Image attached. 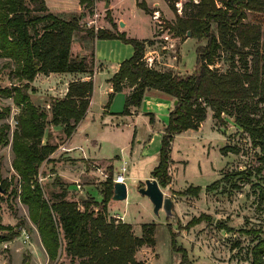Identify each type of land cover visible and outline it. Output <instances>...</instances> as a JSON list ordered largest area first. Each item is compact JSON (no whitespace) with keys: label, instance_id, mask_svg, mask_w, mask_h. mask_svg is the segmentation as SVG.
Instances as JSON below:
<instances>
[{"label":"trees","instance_id":"16d2710c","mask_svg":"<svg viewBox=\"0 0 264 264\" xmlns=\"http://www.w3.org/2000/svg\"><path fill=\"white\" fill-rule=\"evenodd\" d=\"M87 1L80 0L83 5ZM219 1L222 4L218 0H199L194 11L187 10L177 16L176 25L171 27L178 37L188 36L190 32L192 37L207 41L197 46L194 73L182 75L148 65L146 48L152 40L127 37L125 32L105 28L96 30L82 23L78 14L68 17L55 14L46 0H0V61L11 68L16 81L0 88V96L12 99L20 108L12 137L11 125L8 122L0 125V149L12 146V166L20 178L19 189L13 191L28 207L29 217L39 231L51 263L65 254L78 261L73 264H143L137 260L136 252L143 246L156 245V224H143V234L137 235L132 224L108 220V204L112 201L115 184L111 178L104 183L101 202L93 197L69 200L61 178H56L54 185L62 186V192H51V199L45 198L38 175L41 166L50 162V156L57 149V145L43 142L46 129L49 125H63L66 138L70 137L87 112L94 82H72L65 97H52L48 109L32 101L31 93L35 90L32 83L39 73L89 71L88 56H75L71 52L75 38L91 40V58L95 56L96 39H120L133 46V55L125 59L109 79L113 91L109 94L107 108L115 94L127 88L130 90L120 113L123 116L141 106L147 91L155 90L173 99L168 123L163 127L159 162L152 171L159 184L167 186L172 181L169 169L174 138L187 130L198 129L207 118L208 108L218 120L223 119L224 113L234 117L249 134L253 147L261 153L257 172L264 173V43L262 27L247 20L249 14L254 17L264 14V0ZM139 6L147 11L140 3ZM110 21L115 28L116 24ZM220 48L228 51L233 61L239 56L241 65L237 67L233 62L226 72L214 68ZM10 113L11 106L1 108L0 120L7 119ZM148 115L153 124L154 114ZM261 179L257 201L262 207L264 176ZM0 182L2 190L7 192L11 182L1 178ZM216 184L218 182L213 185ZM201 189L200 186L189 187L179 194L198 195ZM1 203L0 196V209ZM202 219L203 216L194 218L188 225L195 226ZM1 221L0 215V243L11 240L15 234L12 227ZM221 227L231 231L225 225ZM241 232L256 237L250 251V264H264V226ZM171 236L173 250L182 254L179 264H187L185 248L177 246L175 235L171 233Z\"/></svg>","mask_w":264,"mask_h":264},{"label":"rangeland","instance_id":"374dc122","mask_svg":"<svg viewBox=\"0 0 264 264\" xmlns=\"http://www.w3.org/2000/svg\"><path fill=\"white\" fill-rule=\"evenodd\" d=\"M106 2L109 0H88L84 3L88 10L85 11L86 18L82 23L86 26L121 33L120 30L125 27L124 25L115 23V28L108 26V19L114 20L105 6ZM126 2L130 8H135L134 0H126ZM198 2L199 0H142L139 2L147 8L146 13L151 17L145 12H139L135 18L134 27H131L128 32L136 38H148L154 31V36L150 40L153 42L151 47L159 54L156 67L182 75L192 74L196 70L197 46L205 45L206 39L199 40L187 35L178 37L171 27L174 28L176 25L177 16L187 10L194 11L195 4ZM218 3L222 4L219 0ZM155 10L159 11L162 22L153 19ZM69 15L71 13L66 14L65 17ZM247 20L262 27V43H264V14L256 17L249 14ZM213 27L215 29L216 25L213 24ZM92 47L91 40L83 41L75 38L71 52L75 56L85 54L90 59ZM105 49L108 50V48ZM233 62L237 67L241 65L239 56H236L233 61L231 54L220 48L213 67L220 72H226L232 67ZM106 73L107 70L104 67L95 80L96 109H100L105 101ZM13 82L16 81L12 76L11 68L5 67L4 61L1 60L0 88L10 86ZM52 97L55 96L43 93L34 96L33 101L39 107L48 109V103ZM143 102L140 107H144L145 113L140 114L132 122L134 124H127L123 129L111 125L103 126L100 122L89 123L90 133L94 134L102 145L99 154L105 157L106 161L102 164L91 162V166L87 165V168H79L77 163L80 160L65 155L64 149H61V153H57L64 144L66 135L63 129L53 131L54 125H49L46 129L45 141L57 145V149L51 155L55 157L50 156V162H45L41 166L38 175L39 182L44 188L45 198L51 199V192H62V186L54 185L56 178H61L62 184L67 189L69 200L93 197L101 202L104 183L112 179L122 166V160L115 159L128 157L126 180L128 198L125 201L112 200L108 204L107 216L108 220L116 222L128 223L129 221L137 235L143 234V224H156V245L141 247L136 252L137 260L143 264H179L182 254L173 250L171 244V233H173L176 237V245L185 248L187 252V264H250V251L256 243V237L254 234L247 235L241 230L258 229L264 226V206H259L257 201L258 184H262L261 178L264 176V173L257 172V168L261 166L260 150L253 147L249 134L236 123L234 117L224 113L223 119L218 120L214 117V111L208 108L207 118L198 129L187 130L174 138L169 169L172 181L167 186L160 184L165 196L174 201V211L178 220L172 222L163 209L157 214L150 199L139 192V189L145 186L146 180L134 181L132 178L146 175L154 178L152 171L159 162L162 129L169 120L168 109L162 100L147 97ZM157 103H161V106ZM123 105V99L114 102L115 109L122 110ZM6 106H11V113L7 119L0 120V125L8 122L11 125L12 137L20 108L13 103L12 99L0 96V109ZM154 109L158 124L152 126L148 114ZM58 128L61 127L58 126ZM85 128L84 124L79 130L82 131ZM139 140L142 142L139 143ZM45 141L43 142L46 143ZM115 154L123 156L115 157L116 168L109 163ZM13 158L11 144L0 149V178L11 182L7 192L2 190L0 182L1 223L12 227L15 232L11 240L0 243V264L78 263L77 260H72L65 254L59 255L54 263L50 262L39 231L29 217L28 207L13 191L19 189L20 185V178L12 166ZM97 167H102L103 172L101 173ZM93 169L98 173H93L91 171ZM65 171L71 174L68 178L71 182L65 181L63 174ZM111 172L112 176L107 177L106 174L109 176ZM216 182L218 184L213 185ZM211 185L213 188L209 187ZM199 186L202 189L198 195L179 194L189 187ZM124 212L126 219H116L117 214L124 217ZM200 216H203V219L199 224L188 225L192 219ZM223 225L231 231L222 229ZM3 232L1 234H6Z\"/></svg>","mask_w":264,"mask_h":264},{"label":"crops","instance_id":"0c3cea01","mask_svg":"<svg viewBox=\"0 0 264 264\" xmlns=\"http://www.w3.org/2000/svg\"><path fill=\"white\" fill-rule=\"evenodd\" d=\"M134 1H135V6H134L135 8H130L126 0H109V2H106L105 4V6L108 8V11H110L111 13V18H113L114 23H118V25H120L121 22H124L125 27L120 31L125 32L127 37H133V35L130 32H128V30L131 27H134L135 18L138 16L139 12L146 13V10H144L138 4L142 0H134ZM46 2L49 9L57 15L65 17V15L68 13L78 14L81 16V22L83 21V19L86 18L85 11H87L88 8L85 7L83 4H81L80 0H46ZM146 15L151 17L147 13ZM151 23H153V21ZM108 26L113 27L112 22L109 19H108ZM153 36H154V31L152 36L148 38L140 37L139 39L150 40L151 38H153ZM152 44L147 46L146 54L147 55H149L150 53L156 54L154 56L157 59L159 54L156 50H154L151 47ZM105 48H108V50H106ZM133 53H134L133 46L131 44L123 42L120 39H96L95 56L94 58L89 59L91 61V68L89 69V71L83 73H66V72L65 73L53 72L49 74L39 73L36 76L34 82L32 83V85L35 88L34 92L31 93V99L33 101L34 96H39L43 93L55 97H65L68 92L70 84L74 81L92 80L94 82L93 95L91 97V101L84 118L79 122L73 134L70 137L65 138L64 144L61 146V148L57 150L58 151L57 153H61V149H64V152L66 153L65 155H70L75 159L78 158L80 160L77 163V166L79 168H87V165L91 166L92 164L91 162H95V163L98 162L102 164V162L106 161L105 157H101V155L99 154L102 145L100 143V140H98L94 134L90 133L89 131L90 126H88L90 125L89 123L100 122V124H102L103 126L111 125L118 127L119 129L121 128L123 129L125 125L131 124L137 117H139L140 114L145 113L143 111L144 107H134L132 108V113L130 115L123 116L120 115V113L123 111L124 105L122 110L114 108V102H116V100L120 101L121 99H123L125 104V98L130 90L129 88L121 92H117L111 102L112 105L110 104L111 107L110 106L108 108L106 107L109 101V94L113 91V85L109 82V79L119 70L120 64L125 59L130 58L133 55ZM82 56H87V55L84 54ZM156 62L157 61H155V63ZM156 64H155V68L161 69L156 67ZM104 67L107 70V73L105 74L106 84L104 87L105 101L104 103L101 104L100 109H96L95 95H94L95 80L99 75L100 71L104 69ZM155 95H159V97L161 96L162 97L158 98ZM145 97H144L145 100L147 99V97H153L154 99L162 100L163 104L166 105L169 114V110L173 105L172 98L165 97L164 95H162L161 93L155 90L147 91ZM144 99L143 101L145 102ZM157 104L158 106H161V103H157ZM151 113L154 114L155 121L153 124L151 123L152 126H154L155 124H158L157 113L155 112V109ZM84 124L86 125V128L82 131L79 130L80 127H82ZM58 126L61 128H58ZM63 127H64L63 125H54L53 131H55V129L62 130ZM133 135L135 137L136 132ZM141 142L142 141L139 140V143ZM116 156L123 157L121 155L115 154L112 160L109 161L111 166H114L116 168L115 160L118 161L122 160V164H123V160H125L127 161L128 164V157H123V159L122 158L115 159ZM53 157L55 156L54 155L51 156V158ZM97 168L101 173L103 172L101 171L102 167L101 168L97 167ZM91 171H93V173H98V171L94 169ZM63 174L65 175L64 176L65 181L71 182V180H68L69 175L71 174L68 171H65ZM148 176L149 175H146L144 177L133 176L132 178H134V181L135 180L144 181L147 178H149ZM124 215H125L124 219H126L127 216L125 212ZM128 223L130 222L128 221Z\"/></svg>","mask_w":264,"mask_h":264},{"label":"water","instance_id":"95a60500","mask_svg":"<svg viewBox=\"0 0 264 264\" xmlns=\"http://www.w3.org/2000/svg\"><path fill=\"white\" fill-rule=\"evenodd\" d=\"M120 25H124L123 22H121ZM188 36H191L190 32L188 33ZM145 183V186L141 187L139 192L150 199L157 214L161 209H163L167 217L172 222H176L178 220V216L174 211V201L170 197L165 196L158 180L156 178H147ZM127 198L128 187L126 183L116 182L114 184V194L112 199L115 201H125Z\"/></svg>","mask_w":264,"mask_h":264},{"label":"built area","instance_id":"2783aa9c","mask_svg":"<svg viewBox=\"0 0 264 264\" xmlns=\"http://www.w3.org/2000/svg\"><path fill=\"white\" fill-rule=\"evenodd\" d=\"M179 11V10H178ZM181 11V10H180ZM153 19L154 20H157L158 22H162L161 20H160V13H159V11L158 10H155L154 12H153ZM87 26H89V25H87ZM89 27H93V26H89ZM96 30H98L99 28L97 27V28H95ZM167 38V37H166ZM153 53H150L149 55H147L146 54V60H147V63H148V65L149 66H154L155 67V61H156V58H155V56L154 55H152ZM48 107H50L49 105H48ZM127 172H128V164H127V161H125V160H123V164H122V166H121V168H120V170L117 172V174L114 176V177H112V180L116 183V182H119V183H126V185H127V182H126V180H127ZM106 176L107 177H110V176H108L107 174H106ZM79 187H80V185H78ZM127 187H128V185H127ZM124 217L123 216H121V215H118L117 214V218L116 219H123ZM117 221H119V220H117Z\"/></svg>","mask_w":264,"mask_h":264},{"label":"bare ground","instance_id":"6f19581e","mask_svg":"<svg viewBox=\"0 0 264 264\" xmlns=\"http://www.w3.org/2000/svg\"><path fill=\"white\" fill-rule=\"evenodd\" d=\"M123 24H124V22H123Z\"/></svg>","mask_w":264,"mask_h":264}]
</instances>
